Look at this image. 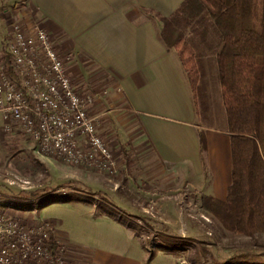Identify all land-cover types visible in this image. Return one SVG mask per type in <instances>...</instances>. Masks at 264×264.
Here are the masks:
<instances>
[{"label": "crops", "instance_id": "obj_1", "mask_svg": "<svg viewBox=\"0 0 264 264\" xmlns=\"http://www.w3.org/2000/svg\"><path fill=\"white\" fill-rule=\"evenodd\" d=\"M185 1L0 0V21L10 19V22L22 20L29 25L38 24L49 32L59 52H74L69 74L80 92L95 94L89 112L96 118L98 133L123 159L121 174L130 178L137 167L136 152H143L146 147L160 170L181 172L184 178L193 171L201 188L207 187L203 196L213 195L217 200L226 201L232 184V157L217 51L213 49L219 44V34L209 29L199 44L200 92L206 101L205 120H210L209 114L215 113L209 92L215 97L222 114L221 127L200 122V109L186 72L176 52L168 48L162 37L163 20L172 18ZM2 43L3 40L0 53ZM210 64H214L211 74L213 69L217 73L218 92L209 84ZM86 84L89 89L84 91ZM5 125L0 113V129L5 132L0 133V140L13 142L14 136H9V132L14 126L26 138L15 122L12 121L10 131L5 130ZM104 193L107 191H100ZM95 199L106 211L113 207L98 194ZM121 210L126 212V208ZM127 216L129 218V214ZM114 220L104 223L117 230L124 227ZM127 225L135 227L136 224L131 221ZM130 237L135 238V235L130 234ZM167 237L171 235L167 233ZM54 241L65 247L66 264H179L177 253L173 251H163L161 256L152 252L148 255L135 245L134 251L123 253L109 241L99 242V246L73 242L57 225Z\"/></svg>", "mask_w": 264, "mask_h": 264}, {"label": "rangeland", "instance_id": "obj_2", "mask_svg": "<svg viewBox=\"0 0 264 264\" xmlns=\"http://www.w3.org/2000/svg\"><path fill=\"white\" fill-rule=\"evenodd\" d=\"M10 21H0L2 49L12 23ZM213 67L214 64H210L208 75ZM216 75L213 69L209 84L218 92ZM84 87V91L89 89L87 84ZM209 95L215 106V113L209 114L210 120H205L206 101L199 92L197 103L201 114L200 122L221 127L223 122L220 107L210 92ZM2 131L0 129V133ZM9 136H14L13 142L0 140V204L28 220L55 221L73 242L99 246V242L105 244L109 241L116 250L123 253L134 251L135 245H139L148 255L152 252L161 256L163 251H173L177 253L176 260L179 264H190L188 257L193 256V252L175 247L172 250L164 240L167 233L171 236L194 238L197 247L200 242L211 243L212 252L206 255V260L209 259L210 262L224 261L238 250L251 247L256 254L264 253V237L260 238L261 247H255L249 238L229 233L205 212L202 197L207 187L204 190L201 188V182L193 175V171L184 178L181 172L160 170L146 147L143 152H136L137 167L129 175L130 178L120 171L116 176L108 177L56 158L36 156L33 152L34 144L24 138L16 126L9 132ZM116 155L121 165H124L121 156ZM45 187H57L58 190L53 198L44 202L21 204L12 199L13 192H28ZM104 190L107 193L100 194ZM95 192L103 201L112 203L113 207L104 210L100 201L95 199ZM116 205L123 206L121 209L126 208V212ZM127 214L138 226L127 225L131 222ZM111 217L115 222L121 223L124 229L117 230L104 223L108 219L113 220ZM130 234L135 235V238H131ZM155 261L159 262V259Z\"/></svg>", "mask_w": 264, "mask_h": 264}, {"label": "trees", "instance_id": "obj_3", "mask_svg": "<svg viewBox=\"0 0 264 264\" xmlns=\"http://www.w3.org/2000/svg\"><path fill=\"white\" fill-rule=\"evenodd\" d=\"M162 37L184 68L197 101L201 89L200 41L209 29L219 34L216 49L219 81L231 136L232 184L226 201L203 196V208L229 233L245 236L261 247L264 237V0H186L177 13L163 20ZM190 35H194L190 39ZM4 60L20 83L6 48ZM205 147V138L201 137ZM57 187L12 193L21 204L44 202ZM1 194V193H0ZM6 207V206H5ZM9 209V207H6ZM11 209V208H10ZM171 249L193 252L190 264H264V253L242 249L224 261L206 260L211 243L171 236ZM191 250V251H190ZM215 257L214 255L212 256Z\"/></svg>", "mask_w": 264, "mask_h": 264}, {"label": "built area", "instance_id": "obj_4", "mask_svg": "<svg viewBox=\"0 0 264 264\" xmlns=\"http://www.w3.org/2000/svg\"><path fill=\"white\" fill-rule=\"evenodd\" d=\"M5 48L20 80H13L0 53L5 130L15 122L38 157L116 176L121 163L89 112L96 96L75 88L69 74L74 52H59L46 29L22 20L12 22ZM12 210L0 204V264H66L65 247L54 241L56 222L28 220Z\"/></svg>", "mask_w": 264, "mask_h": 264}]
</instances>
